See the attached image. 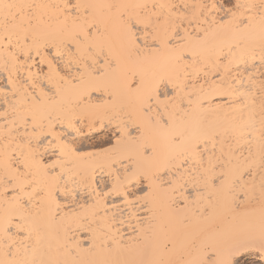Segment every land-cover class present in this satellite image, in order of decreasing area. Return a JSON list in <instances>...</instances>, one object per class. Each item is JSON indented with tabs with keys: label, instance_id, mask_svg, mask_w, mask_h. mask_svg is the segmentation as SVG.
Wrapping results in <instances>:
<instances>
[{
	"label": "snow or ice",
	"instance_id": "obj_1",
	"mask_svg": "<svg viewBox=\"0 0 264 264\" xmlns=\"http://www.w3.org/2000/svg\"><path fill=\"white\" fill-rule=\"evenodd\" d=\"M166 7L178 5L0 0L5 67L31 75L33 64L46 65L58 78L47 101L31 96L21 117L31 132L0 151V232L20 241L6 245L0 264H264V118L256 170L252 132L247 157L238 138L225 152L228 138L201 99L219 94L215 69L225 60L258 55L264 65V0L204 3L225 15L217 23L202 11L210 27L192 31ZM85 140L90 150L78 146ZM97 173L111 177L110 187L92 188L95 204L74 205L77 186L92 187ZM107 197L134 209L140 202L150 214L137 258L102 256L112 251L111 226L92 225ZM76 232L88 234L87 247ZM81 251L89 258H76Z\"/></svg>",
	"mask_w": 264,
	"mask_h": 264
},
{
	"label": "bare ground",
	"instance_id": "obj_2",
	"mask_svg": "<svg viewBox=\"0 0 264 264\" xmlns=\"http://www.w3.org/2000/svg\"><path fill=\"white\" fill-rule=\"evenodd\" d=\"M44 2L57 4L62 3V0H44ZM152 2L178 5L177 8L166 7L162 11L171 15L174 19L183 20L182 27L187 28L189 31H192L197 25L201 30L210 27L209 24L202 22V11L204 17L209 21L215 20L217 23L220 17L225 15L223 11H204L200 7L204 3L211 4L212 0H152ZM220 2H223V0H220ZM238 2L241 4H259L260 0H238ZM240 11L244 12L245 9L242 8ZM189 21L192 22V27L189 26ZM6 59L7 53L0 51V151H3L5 147L15 149L17 143L25 138V131L31 132V127L29 126L26 129L21 119L22 116L29 115L26 110L31 106L29 102L31 96L34 94L47 101L51 94L49 90L53 89L58 83V78L54 75L49 78L46 65L33 64L31 75H29L27 69H22L17 73L15 66L11 63L6 68ZM215 70L220 73L223 79L217 80V85L220 86L213 89L214 92L219 93L218 95H206L201 98L205 103L207 114L218 130L228 138L224 148L225 152L228 151V143L232 145L233 149L238 147L236 142L238 138L240 141L239 147L244 149V156L247 157L249 145L245 137L248 132H252V144L250 145L252 155L249 163L254 169L258 170L260 163V121L264 118V108H262V102H264V65L261 64L258 55L255 59L249 55L243 59L237 57L231 64L225 60ZM9 79H11V83H9ZM46 93L48 95H45ZM26 96L28 99H26ZM241 130L244 131L243 136L240 135ZM90 145L91 142L85 140L82 145L78 146L83 147L84 150H90ZM49 155L50 152L45 155V159H48ZM77 179L79 178L77 177ZM258 181L259 176H257V184ZM111 182L112 179L107 173H97L96 183L92 187H87L84 184L77 186V190L73 194L74 205L95 204L96 198L90 195L92 188L104 192L107 191L106 185L110 187ZM69 187L71 188L73 185L69 184ZM135 191L138 195H142L138 189ZM193 195L195 194L193 193ZM61 200H63V197H61ZM106 200L107 207H100L97 210L96 223L92 225L95 229L98 223L100 227L97 231L99 232L107 231L108 226H111L109 242L112 245V251L110 253L105 252L102 256L109 259L137 258V252L144 244V234L139 230L144 223V218L150 215L149 212L140 202L136 204L134 209L116 197H107ZM113 204H115V207H113ZM77 211L83 212L84 209L77 206ZM191 211L193 209L190 208L189 212ZM105 212H107L106 216ZM12 231L14 232L15 229ZM87 235L76 232L72 239L77 242L82 241L84 246L87 247L90 243ZM19 243L18 238L7 240L0 232V259L5 258V253L8 250L7 244L15 246ZM25 243L29 242L26 241ZM69 247L75 249V243L69 245ZM19 254H24L22 247ZM27 255L31 257L32 253L29 252ZM59 258L64 259L65 257L61 255ZM67 258L73 259L74 257ZM76 258H89V254L81 251L79 257Z\"/></svg>",
	"mask_w": 264,
	"mask_h": 264
}]
</instances>
